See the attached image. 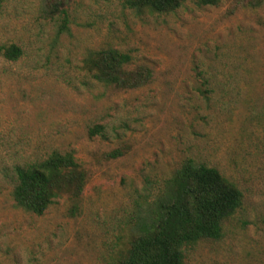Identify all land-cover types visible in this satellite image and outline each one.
Segmentation results:
<instances>
[{"label":"rangeland","instance_id":"374dc122","mask_svg":"<svg viewBox=\"0 0 264 264\" xmlns=\"http://www.w3.org/2000/svg\"><path fill=\"white\" fill-rule=\"evenodd\" d=\"M9 44L21 54L0 53V264H114L138 195L188 157L242 199L218 239L183 248V263L264 264V4L185 0L157 13L121 0H5ZM107 46L147 66L149 81L119 90L91 79L81 60ZM94 125L101 135L88 134ZM51 149L86 173L77 209L63 195L40 215L23 211L12 167Z\"/></svg>","mask_w":264,"mask_h":264},{"label":"trees","instance_id":"16d2710c","mask_svg":"<svg viewBox=\"0 0 264 264\" xmlns=\"http://www.w3.org/2000/svg\"><path fill=\"white\" fill-rule=\"evenodd\" d=\"M5 0H0V11ZM185 0H121L123 7L157 13L173 11ZM220 0H196L199 5H215ZM252 7L264 0H238ZM8 60L17 59L15 44L0 47ZM82 70L103 86L119 90L138 88L149 81L145 65L130 66V56L111 46L88 50L81 60ZM100 125L88 134H100ZM114 158L121 153L112 150ZM14 181L10 196L14 206L40 215L55 198L65 195L70 211L77 209L86 173L71 151L51 149L43 157L12 167ZM150 184V183H146ZM152 192L138 195L126 222V239L117 251L114 264H184L183 248L200 240H216L223 222L241 204L238 187L216 168L192 158L183 159Z\"/></svg>","mask_w":264,"mask_h":264}]
</instances>
